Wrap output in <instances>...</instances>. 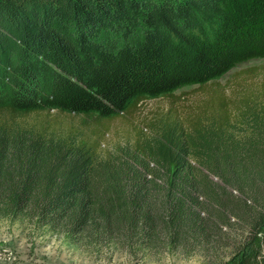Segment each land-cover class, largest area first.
<instances>
[{"label":"trees","instance_id":"1","mask_svg":"<svg viewBox=\"0 0 264 264\" xmlns=\"http://www.w3.org/2000/svg\"><path fill=\"white\" fill-rule=\"evenodd\" d=\"M262 58L264 0H0V74L19 60L17 79L51 77L31 106L0 98V217L264 264V108L108 155L22 119L118 118Z\"/></svg>","mask_w":264,"mask_h":264},{"label":"rangeland","instance_id":"2","mask_svg":"<svg viewBox=\"0 0 264 264\" xmlns=\"http://www.w3.org/2000/svg\"><path fill=\"white\" fill-rule=\"evenodd\" d=\"M10 66L12 71L5 65L7 72L0 74V90L6 91L0 92V98L5 105L31 106L46 97L51 79L48 73L37 75L32 84L17 79L19 60ZM263 108L264 58L242 63L220 79L185 87L168 98L147 99L118 118L43 112L22 119L61 136L95 142L98 153L108 155L121 150L148 151L154 138L164 132H190L195 125L206 127L211 120L228 128L235 115L244 119ZM247 120L238 125L241 130L248 127ZM125 244L126 249L123 238L95 232L69 239L64 231L46 227L36 219L0 217V264H217L228 252L224 245L203 255L195 245L175 248L164 241L157 248L143 249L131 241Z\"/></svg>","mask_w":264,"mask_h":264}]
</instances>
